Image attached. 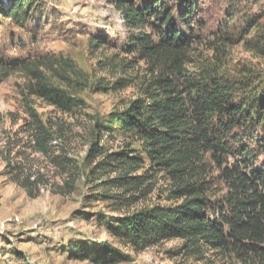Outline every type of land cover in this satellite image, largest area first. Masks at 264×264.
<instances>
[{"label":"rangeland","instance_id":"1","mask_svg":"<svg viewBox=\"0 0 264 264\" xmlns=\"http://www.w3.org/2000/svg\"><path fill=\"white\" fill-rule=\"evenodd\" d=\"M31 1L36 13L24 23L0 15V60L9 64L15 58L33 64L41 82L62 89L80 104L70 113L62 112L40 96L38 79L28 71L0 70V264H90L72 256L73 244L86 241L117 248L128 258L124 264H240L213 252L190 257L181 240L134 251L112 236L105 221L182 203L173 194L168 175L149 172L154 177L144 176L149 164L132 175L141 177V185L119 189L102 185L113 176L99 180L86 160L96 135L95 123L125 110L138 98L149 68L137 55L125 52L130 31L112 0ZM194 1L197 11L192 27L197 39L188 68L212 64L226 78L241 81L244 89L261 86L264 0ZM68 62L80 75L71 73ZM29 107L57 138L50 142L49 157L33 147ZM109 147L132 148L142 155L140 143L127 138L116 139ZM67 161L81 171L73 192L60 196L59 188L67 189L68 177L63 175ZM207 165L210 194L222 195L226 185L221 171L211 160Z\"/></svg>","mask_w":264,"mask_h":264},{"label":"trees","instance_id":"2","mask_svg":"<svg viewBox=\"0 0 264 264\" xmlns=\"http://www.w3.org/2000/svg\"><path fill=\"white\" fill-rule=\"evenodd\" d=\"M112 5L130 31L125 52L137 55L149 74L141 81L138 98L125 110L95 123L86 160L99 180L113 176L102 185L119 189L141 185V177L132 175L149 164L144 176L165 173L174 184L173 194L182 200L173 208L155 206L109 218L105 223L112 236L134 251L181 240L193 258L213 252L240 264H264V83L244 89L241 81L226 78L212 64L188 68L197 39L192 27L194 0H112ZM35 13L31 0H0V15L18 24ZM32 65L15 58L9 64L0 60L5 73L28 71L38 79L40 96L62 112L70 113L80 104L62 89L41 82ZM66 67L75 77L80 75L74 64ZM27 113L35 131L33 147L49 157L50 142L57 138L34 109L29 107ZM125 138L139 142L142 155L132 148L109 147ZM208 160L221 171L226 185L222 195L210 194ZM80 171L66 162L67 189L59 188L60 196L73 192ZM72 256L90 264L128 262L106 242L74 243Z\"/></svg>","mask_w":264,"mask_h":264}]
</instances>
